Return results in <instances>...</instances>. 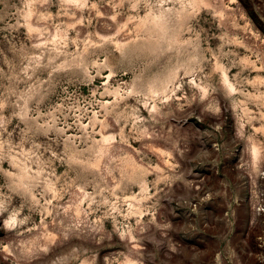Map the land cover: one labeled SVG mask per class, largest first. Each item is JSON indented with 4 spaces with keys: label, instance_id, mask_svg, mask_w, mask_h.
<instances>
[{
    "label": "rangeland",
    "instance_id": "1",
    "mask_svg": "<svg viewBox=\"0 0 264 264\" xmlns=\"http://www.w3.org/2000/svg\"><path fill=\"white\" fill-rule=\"evenodd\" d=\"M0 264H264V0H0Z\"/></svg>",
    "mask_w": 264,
    "mask_h": 264
},
{
    "label": "bare ground",
    "instance_id": "2",
    "mask_svg": "<svg viewBox=\"0 0 264 264\" xmlns=\"http://www.w3.org/2000/svg\"><path fill=\"white\" fill-rule=\"evenodd\" d=\"M254 155L256 154L255 147L252 148Z\"/></svg>",
    "mask_w": 264,
    "mask_h": 264
}]
</instances>
